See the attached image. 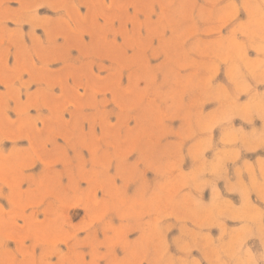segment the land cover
Returning <instances> with one entry per match:
<instances>
[{
    "label": "rangeland",
    "instance_id": "obj_1",
    "mask_svg": "<svg viewBox=\"0 0 264 264\" xmlns=\"http://www.w3.org/2000/svg\"><path fill=\"white\" fill-rule=\"evenodd\" d=\"M0 264H264V0H0Z\"/></svg>",
    "mask_w": 264,
    "mask_h": 264
}]
</instances>
